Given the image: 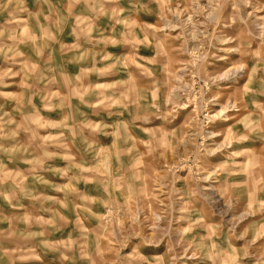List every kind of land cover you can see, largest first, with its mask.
<instances>
[{"label":"rangeland","instance_id":"1","mask_svg":"<svg viewBox=\"0 0 264 264\" xmlns=\"http://www.w3.org/2000/svg\"><path fill=\"white\" fill-rule=\"evenodd\" d=\"M0 264H264V0H0Z\"/></svg>","mask_w":264,"mask_h":264},{"label":"bare ground","instance_id":"2","mask_svg":"<svg viewBox=\"0 0 264 264\" xmlns=\"http://www.w3.org/2000/svg\"><path fill=\"white\" fill-rule=\"evenodd\" d=\"M188 20H189V19H188ZM258 20H259V19H258ZM238 71H240V68L235 69L234 71L232 70L231 73L224 72V73L221 74L219 77H220L221 79H228V78H230V76H231L233 73H236V72H238ZM219 77H218V78H219Z\"/></svg>","mask_w":264,"mask_h":264}]
</instances>
